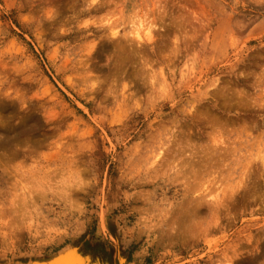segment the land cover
I'll use <instances>...</instances> for the list:
<instances>
[{
  "label": "rangeland",
  "instance_id": "rangeland-1",
  "mask_svg": "<svg viewBox=\"0 0 264 264\" xmlns=\"http://www.w3.org/2000/svg\"><path fill=\"white\" fill-rule=\"evenodd\" d=\"M67 246L264 264V0H0V264Z\"/></svg>",
  "mask_w": 264,
  "mask_h": 264
},
{
  "label": "water",
  "instance_id": "water-1",
  "mask_svg": "<svg viewBox=\"0 0 264 264\" xmlns=\"http://www.w3.org/2000/svg\"><path fill=\"white\" fill-rule=\"evenodd\" d=\"M109 264L96 258H89L80 249L69 248L67 251L61 252L53 258L44 262H35L31 264ZM117 264H120L118 261Z\"/></svg>",
  "mask_w": 264,
  "mask_h": 264
},
{
  "label": "bare ground",
  "instance_id": "bare-ground-1",
  "mask_svg": "<svg viewBox=\"0 0 264 264\" xmlns=\"http://www.w3.org/2000/svg\"><path fill=\"white\" fill-rule=\"evenodd\" d=\"M116 240H117V239H116ZM67 247H68V246H67ZM67 247H66V248H67ZM74 247H75V246H74ZM68 248H69V247H68ZM117 249H118V248H117ZM120 249H121V247H120ZM67 250H68V249H66V250H64V251H67ZM64 251H63V252H64ZM88 253H89V252H88ZM88 253L86 254V256L89 257V258H91L92 256H90V254H88ZM57 254H58V253H57ZM92 258H93V257H92ZM94 258H95V257H94ZM96 259H99V258L97 257ZM126 259H127V258H126ZM99 260H100V259H99ZM101 261H102V260H101ZM109 262H110V261H109ZM119 262H120V264H125V262L123 261V259H120V258H119ZM68 263H69V262H68ZM68 263L66 262L65 264H68ZM72 264H73V263H72Z\"/></svg>",
  "mask_w": 264,
  "mask_h": 264
}]
</instances>
